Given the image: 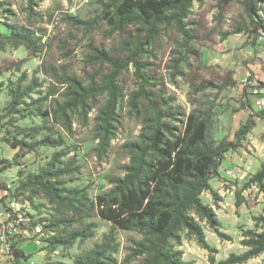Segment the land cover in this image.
<instances>
[{
    "label": "rangeland",
    "instance_id": "374dc122",
    "mask_svg": "<svg viewBox=\"0 0 264 264\" xmlns=\"http://www.w3.org/2000/svg\"><path fill=\"white\" fill-rule=\"evenodd\" d=\"M43 3L45 0H0V151L10 163L8 169L0 168V182L12 190L6 202L30 224L45 221L50 225L53 216H68L74 223L57 229H47L41 223L45 236L40 243L13 241L10 246L16 244L27 256L22 260L8 250L9 239L3 240L0 227V264H74L78 256L104 242L111 233L116 250L104 264H139L140 259L132 255L135 242L143 238L139 232L112 231V224L97 216H76L40 190L17 191L21 180L38 173L60 154L63 164L72 160L80 168L78 173L62 179L65 187L86 189L92 200L108 192L114 180L124 177V167L130 162L124 145L138 140L146 116L143 99L137 107L132 101V94L142 88L132 66L118 81L123 96L108 145H102L99 131L100 111L108 101L106 91L90 95L84 104L69 110L67 129L56 103L69 100L66 93L71 84L67 76L76 77L85 86L92 82L102 85V76L111 68L96 60L95 49L121 55L126 38L142 26L119 28L110 24L107 14L113 12L112 0H51L41 9ZM205 3L196 0L199 9H205ZM199 9L194 4L186 20L192 39H186L175 26H164L158 39L145 47L140 61L154 76L147 90L161 92L183 114L200 106L210 110L209 135L214 141H235L241 127L250 119L255 121L243 147L226 155L219 175L212 180L213 191L203 196L202 201L213 210L219 226L213 229L206 218L191 212L213 251L186 229L173 241L187 264H213L211 258L219 264L231 254L248 251L241 243L244 231H261L258 218L264 215V182L253 183L252 178L264 165V109L249 100L242 80L248 72L264 79V38L253 39L254 26L245 0H218L204 11ZM259 14L264 20V5ZM210 21H218L216 27L209 29ZM11 28L28 31L30 46L4 39L11 35ZM70 42L74 46L70 47ZM21 78L23 87L34 82L36 88L23 105L10 113L9 87L16 88ZM45 138L62 140L63 145L39 146L28 153L11 147L17 141L32 144ZM226 170L240 176L229 186L223 184ZM65 230L83 235L68 246L53 245L51 238ZM263 259L264 254L244 264H263Z\"/></svg>",
    "mask_w": 264,
    "mask_h": 264
},
{
    "label": "trees",
    "instance_id": "16d2710c",
    "mask_svg": "<svg viewBox=\"0 0 264 264\" xmlns=\"http://www.w3.org/2000/svg\"><path fill=\"white\" fill-rule=\"evenodd\" d=\"M113 12L109 23L123 28L130 25H141L136 34H129L123 43L124 51L115 55L110 50L95 49L97 61L110 66L109 73L102 76V85L94 82L85 86L76 77L67 76L71 88L66 93L69 100L57 108L65 119L69 130L67 112L80 104L92 94L99 91L108 92V101L100 111L99 131L102 145H108L113 136V123L121 103L122 93L118 84L120 76L130 67L142 83V88L132 94L135 107L139 100L146 104V116L142 121V129L138 140L128 142L124 148L128 151L130 162L124 167L125 175L112 182L113 188L90 199L86 189L67 188L64 177L72 176L80 171L79 166L70 160L63 164L60 154L55 155L46 167L38 173L28 174L21 180L18 192L33 193L42 191L55 203L65 206L74 215L85 217L97 216L112 224V231H137L143 238L135 242L133 256L140 259L139 264H187L183 253L176 249L174 240L186 229L189 234L197 237L199 243L209 248L205 242L202 227L192 217L191 212L206 218L213 229L219 222L211 208L202 201V195L213 191L211 181L219 175L226 155L243 147V141L254 129L255 121L250 119L236 133L235 141L226 139L216 142L210 138L211 112L203 106L194 108L189 114H183L179 107L170 105L161 92L147 90L152 86L154 76L146 72V64L140 61L145 47L158 39L164 26H175L186 39H192L187 29L186 20L191 15L193 0H112ZM264 0H245L247 14L254 26L253 39L257 40L264 32V20L259 14ZM110 6V5H109ZM11 35L4 39L16 44L30 46L31 37L28 31L11 28ZM1 73V71H0ZM23 78L16 88L9 87L11 101L7 106L10 113L24 104L26 98L35 90L32 82L22 86ZM3 82H0V91ZM50 113L48 112L47 115ZM183 117V118H182ZM38 132V130H37ZM62 140L45 138L32 144L17 141L11 144L15 150L28 153L39 146H62ZM17 157V154H16ZM5 162L4 170L10 163ZM253 183L264 182V165L252 178ZM50 222V221H49ZM47 229L69 227L74 223L71 218L53 216L48 225L41 222ZM261 231L246 230L242 233V245L248 251L242 255L231 254L219 264H244L250 259L264 254V215L258 218ZM83 235V232L65 230L59 236L51 238V243L68 246ZM222 237H228L222 235ZM17 260L26 259L25 253L12 246ZM113 233L101 244L82 253L74 260V264H104L115 252ZM215 251V250H214ZM213 264L215 259L211 258ZM64 264V263H59ZM264 264V259H263Z\"/></svg>",
    "mask_w": 264,
    "mask_h": 264
},
{
    "label": "built area",
    "instance_id": "2783aa9c",
    "mask_svg": "<svg viewBox=\"0 0 264 264\" xmlns=\"http://www.w3.org/2000/svg\"><path fill=\"white\" fill-rule=\"evenodd\" d=\"M260 38H264V32ZM242 82L249 100L259 108L264 109V79L255 78L248 72ZM4 161L0 151V168L5 166ZM239 177V174H235L233 170H226L223 184L229 186L230 183L235 182ZM11 193V187L4 186L0 182V227L3 230L2 238L3 240L9 239L8 250L13 252L12 246H10L13 241H34L40 243V239L45 235L41 223L30 224L27 219L23 218L10 207L6 200L11 198Z\"/></svg>",
    "mask_w": 264,
    "mask_h": 264
},
{
    "label": "clouds",
    "instance_id": "9594fccd",
    "mask_svg": "<svg viewBox=\"0 0 264 264\" xmlns=\"http://www.w3.org/2000/svg\"><path fill=\"white\" fill-rule=\"evenodd\" d=\"M217 2H218V0H206L205 9L209 8L212 4H215ZM50 3H51V0H45V3L41 4V9H43L45 7H48ZM193 3L199 9V5L196 4V0H193ZM205 9H199V10L200 11H204ZM38 11H40V9H38ZM225 19H227V17H225ZM217 23H218V21H210L209 24H208V28L212 29V28L216 27ZM224 26L226 27L227 25L225 24ZM50 31H52L53 35L56 34V30L50 29ZM72 46H74V42H70V47H72Z\"/></svg>",
    "mask_w": 264,
    "mask_h": 264
},
{
    "label": "crops",
    "instance_id": "0c3cea01",
    "mask_svg": "<svg viewBox=\"0 0 264 264\" xmlns=\"http://www.w3.org/2000/svg\"><path fill=\"white\" fill-rule=\"evenodd\" d=\"M211 183H212V181H211ZM211 187H212V189H213V186H212V184H211ZM205 195V193L202 195V199H203V196ZM209 197V196H208ZM209 204H210V201H207ZM204 203V202H203ZM206 203V202H205Z\"/></svg>",
    "mask_w": 264,
    "mask_h": 264
}]
</instances>
